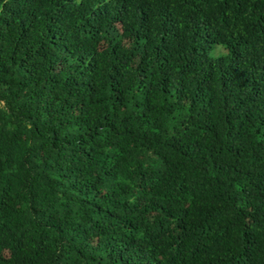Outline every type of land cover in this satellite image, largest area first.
<instances>
[{
  "label": "trees",
  "instance_id": "1",
  "mask_svg": "<svg viewBox=\"0 0 264 264\" xmlns=\"http://www.w3.org/2000/svg\"><path fill=\"white\" fill-rule=\"evenodd\" d=\"M0 264H264V0H0Z\"/></svg>",
  "mask_w": 264,
  "mask_h": 264
}]
</instances>
